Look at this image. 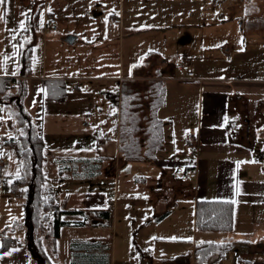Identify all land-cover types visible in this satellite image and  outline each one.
I'll return each mask as SVG.
<instances>
[{
    "label": "crops",
    "instance_id": "obj_1",
    "mask_svg": "<svg viewBox=\"0 0 264 264\" xmlns=\"http://www.w3.org/2000/svg\"><path fill=\"white\" fill-rule=\"evenodd\" d=\"M126 1L48 3L45 20L54 18L57 30L44 44L40 74L33 75L32 50L21 49L23 35H31L39 24L37 15L35 25L26 19L27 27H18V73L0 76L25 81L23 104L44 141L46 182L58 185L56 196L46 182L39 191L58 210L67 212L60 238L44 240L50 260L53 264H196L199 245L218 244L208 264H264V63H251L246 76L231 77L198 72L195 66V78L201 83H181L186 77L181 62L189 56L185 54L168 71L166 57L153 49L158 45L148 42L138 49L136 38L159 23V18L154 24V20L147 23L141 15L144 9L160 10V0H128V23ZM28 2L23 0L24 6ZM137 16L140 23H136ZM69 37L75 42L69 43ZM127 38L134 40L125 52ZM58 44L65 55L48 67L49 50ZM24 56L30 57L26 75ZM48 80L67 84L63 100L47 97L44 82ZM68 80L76 83L69 85ZM80 81L109 84L79 89ZM168 83H172L170 87ZM162 87L165 102L156 112L162 147L153 160L123 158V92L126 89L137 97L138 112L147 120L155 90ZM173 98L180 105L172 112ZM10 109L11 119L7 115ZM16 114V106L0 104V204L5 198L13 201L23 196L20 189L13 191L21 178L20 148L10 141ZM192 147L197 148L196 153L191 152ZM105 160H110L109 167ZM180 167L184 168L181 177H173ZM188 170L193 174L183 180ZM200 200L232 203L233 229L198 230ZM10 226L0 221V246L10 243L0 251V264H39L31 251L26 220L20 229L25 232L23 240L6 233ZM71 227L85 232L78 237L74 232L65 243L63 231Z\"/></svg>",
    "mask_w": 264,
    "mask_h": 264
},
{
    "label": "rangeland",
    "instance_id": "obj_2",
    "mask_svg": "<svg viewBox=\"0 0 264 264\" xmlns=\"http://www.w3.org/2000/svg\"><path fill=\"white\" fill-rule=\"evenodd\" d=\"M126 2L125 21L128 23V0ZM48 3H50V6L55 4L54 0H29L24 6L23 0H6L5 4L0 5V76L6 74L16 75L18 73L21 48L18 43V34H20L18 27L21 26L18 25H23V28L27 27L26 19L30 20V24L35 25L37 15L39 16V24L35 25L31 35H23L21 49L25 52L32 50L33 75L40 74L43 66L44 44L47 38L55 33L51 29H45V10ZM159 5L161 6L160 10L149 9V11H146L144 9L141 15L145 22L154 20L151 24H154L159 18V23L156 24L158 26L145 29V32H141L142 35L140 34L141 36L139 35L136 39L140 51L142 46L148 42L152 45H158L153 49L161 51L162 55L166 57V70L172 71L178 60L184 57L185 54L197 60L193 62V67L190 70L194 71L195 66H197L198 72L205 70L206 74L214 76H219V73L229 77L238 74L246 76L251 63L259 61L260 64L264 63V51H262L264 48V0H221L219 3H215L214 0H160ZM164 12H166V15H164ZM15 15L18 16L16 21ZM139 21L140 16H137L136 23H140ZM133 40V38L125 40V52H127L128 46L133 44ZM52 48L48 53V67L55 65L56 60H62L65 55L60 50L59 44ZM48 49H50V46ZM182 63L183 60L181 66H183ZM68 83L70 85L76 83V81L68 80ZM78 83L80 85L79 89H81L90 87L89 84H99L100 82L80 81ZM108 84L105 81L99 84L98 87H107ZM171 84L168 83V87ZM91 86L93 88L97 87V85ZM171 103L172 112L175 107L179 108L180 101L178 99L173 98ZM169 111L167 109L166 112ZM7 115L11 119V109ZM109 161L105 160L106 167H109ZM183 170V167L175 169L173 177L180 178ZM163 182L165 183L164 180ZM45 186L51 189L52 192L56 191L58 185L51 184L47 180ZM20 191L23 194L20 199L16 197L13 201L7 198L3 199L0 204V221L2 225H11L10 231L8 230L6 233L23 240L25 232L20 229L24 228V204L30 198L32 192L29 188L20 189ZM55 191L52 192V196L58 195ZM51 192H47V195L51 196ZM176 193L179 194L180 191H176ZM58 199H60V196ZM42 216L46 221L44 225L47 234L51 235L53 231V214L50 210H43ZM15 222L19 225L17 228L14 227L16 226ZM74 232H76L75 236L78 237L85 230L75 229L74 227L68 228L63 231L62 241L68 243L74 237ZM50 252L52 253V251Z\"/></svg>",
    "mask_w": 264,
    "mask_h": 264
},
{
    "label": "trees",
    "instance_id": "obj_3",
    "mask_svg": "<svg viewBox=\"0 0 264 264\" xmlns=\"http://www.w3.org/2000/svg\"><path fill=\"white\" fill-rule=\"evenodd\" d=\"M221 0H214L219 3ZM23 75L29 74L30 57H22ZM48 98L57 100L67 93V84L61 80H48L44 82ZM151 102V115L143 120L138 112V100L125 89L120 105V134L121 154L127 160H153L157 151L162 147L163 136L161 121L156 116L157 110L165 102V89L155 90ZM27 95L25 81L16 78L0 77V104L17 107L15 134L11 142L20 148L21 178L14 183L13 191L29 188L32 195L26 202V224L29 228L30 247L39 264H53L44 245L47 237L56 242L61 236L62 227L66 222L62 219L67 212L58 210L54 201L45 200L39 191L42 183L46 182L43 172L44 141L35 128L30 113L26 110L23 100ZM143 125L145 127H143ZM141 133L145 137L140 136ZM43 210H50L53 214V231L47 236L44 225ZM234 205L230 202L200 200L196 209V228L200 231H231L233 229ZM5 242L0 251L8 247ZM218 244L199 245L196 250V264H208L213 253L217 251Z\"/></svg>",
    "mask_w": 264,
    "mask_h": 264
},
{
    "label": "built area",
    "instance_id": "obj_4",
    "mask_svg": "<svg viewBox=\"0 0 264 264\" xmlns=\"http://www.w3.org/2000/svg\"><path fill=\"white\" fill-rule=\"evenodd\" d=\"M46 29H51L53 31L57 30V25H56V20L52 17H48L47 21H46ZM182 68L186 71V77L181 78L180 82L181 83H185V84H200L201 80L195 78V73L193 70H190L193 67V59L190 57H186L183 60L182 63ZM74 90V88H73ZM192 153H196L197 152V148L196 147H192L191 149ZM6 160H2V162H5ZM193 174L192 170H188L186 171L183 176L182 179L186 180L188 179L191 175ZM15 195L20 196V193H15ZM109 203H111L109 201ZM112 205V204H111Z\"/></svg>",
    "mask_w": 264,
    "mask_h": 264
},
{
    "label": "water",
    "instance_id": "obj_5",
    "mask_svg": "<svg viewBox=\"0 0 264 264\" xmlns=\"http://www.w3.org/2000/svg\"><path fill=\"white\" fill-rule=\"evenodd\" d=\"M69 43H73V42H75V38H73V37H69V38H67L66 39Z\"/></svg>",
    "mask_w": 264,
    "mask_h": 264
},
{
    "label": "snow or ice",
    "instance_id": "obj_6",
    "mask_svg": "<svg viewBox=\"0 0 264 264\" xmlns=\"http://www.w3.org/2000/svg\"><path fill=\"white\" fill-rule=\"evenodd\" d=\"M6 0H0V5L5 4ZM21 27H23V25H21Z\"/></svg>",
    "mask_w": 264,
    "mask_h": 264
}]
</instances>
